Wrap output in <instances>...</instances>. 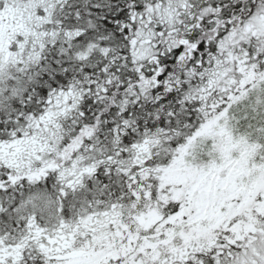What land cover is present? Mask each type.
Returning a JSON list of instances; mask_svg holds the SVG:
<instances>
[{
    "label": "snow or ice",
    "instance_id": "snow-or-ice-1",
    "mask_svg": "<svg viewBox=\"0 0 264 264\" xmlns=\"http://www.w3.org/2000/svg\"><path fill=\"white\" fill-rule=\"evenodd\" d=\"M0 264H264V0H0Z\"/></svg>",
    "mask_w": 264,
    "mask_h": 264
}]
</instances>
